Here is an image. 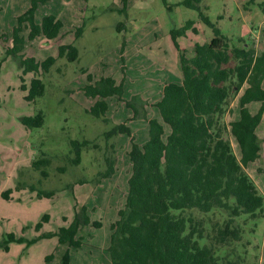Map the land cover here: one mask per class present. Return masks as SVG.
<instances>
[{"label": "rangeland", "instance_id": "374dc122", "mask_svg": "<svg viewBox=\"0 0 264 264\" xmlns=\"http://www.w3.org/2000/svg\"><path fill=\"white\" fill-rule=\"evenodd\" d=\"M182 1L47 0L40 4L37 21L45 14L58 18V13L66 26L54 40L39 36L28 41L23 28L21 54L41 61L56 56L59 44H73L77 57L73 61L66 55L57 57L46 72L39 73L43 94L27 100L33 73H22L19 60L7 50L16 16L27 9L30 0H0V264H59L66 250L70 264H111L106 251L109 224L117 218L127 192L130 139L141 145L147 138V122L139 114L133 117V111L115 97L105 99L108 108L103 117L90 115L86 109L95 99L84 96L81 90L88 83L83 71L93 79L102 75L117 82L123 79L124 98L139 95L146 102L140 112L148 117L158 114L152 104L160 98L163 84L166 80L181 81L180 52L191 56L196 43H208L213 36L198 11ZM199 6L232 44L240 46L245 41L256 52L264 49V0H202ZM187 21L192 25L182 32ZM81 24L76 38L75 28ZM171 30L179 32L175 35L178 48ZM127 40L128 52L135 47L137 52L121 60L120 46ZM234 101L232 98L229 103L231 112L222 118L226 123L233 118ZM39 111L42 125L26 127L20 123L21 116H34ZM117 124L127 126L130 135L116 133L106 139L105 133ZM165 131H169L167 125ZM260 134H264V127ZM223 142L236 152L227 131ZM258 143L262 145V137ZM109 158L114 160V170L104 177ZM34 161L40 163L35 166ZM246 170L264 194V150L259 165H249ZM75 203L86 206L91 221L100 222L98 228L91 224L81 228L77 234L82 237L80 248L59 244L56 236L27 243L66 226L73 218ZM44 215H48L47 220ZM197 217L203 218L210 235L224 220L218 211ZM249 219L245 215L237 219L242 230L239 240L230 242L219 254L232 253L228 258L237 264H264V216ZM38 222L41 226L37 229ZM9 235L21 241H11Z\"/></svg>", "mask_w": 264, "mask_h": 264}, {"label": "trees", "instance_id": "16d2710c", "mask_svg": "<svg viewBox=\"0 0 264 264\" xmlns=\"http://www.w3.org/2000/svg\"><path fill=\"white\" fill-rule=\"evenodd\" d=\"M46 1L30 0L27 9L16 16L7 50L8 55L19 60L22 73H33L27 100L43 94L39 73L46 72L57 57L66 55L70 61L77 57L73 44H59L56 56L41 61L21 54L25 42L23 28L27 29L28 41L39 36L54 40L61 35L63 23L55 15L45 14L40 21L35 18L39 5ZM201 1L181 3L198 11L201 20L211 27L213 36L208 43H196L191 56L180 52L181 81L165 82L160 98L152 104L159 118H147L146 113L140 112L146 105L141 96L124 98L123 79L120 82L111 76L93 79L92 74L83 71L88 83L81 90L84 96L95 99L86 109L90 115L103 117L108 108L105 99L115 97L133 111V117L139 114L148 124L147 138L141 145L130 139L127 192L117 218L109 224L106 251L111 264H237L228 258L232 253L219 254L230 242L239 240L242 230L237 219L244 215L249 220L264 216V194L246 170L260 155L256 130L264 104V49L256 52L245 41L240 46L232 44L200 11ZM191 25L187 21L181 31ZM82 26L75 28L76 38ZM178 33L171 30L177 48ZM120 55L123 60L122 47ZM232 98L234 114L226 123L222 118L231 112ZM252 103H259L254 112L250 110ZM19 121L26 127H37L42 125L43 116L39 111L34 116H21ZM226 131L236 145V152L224 145ZM116 133L130 135V130L124 124H117L105 137L108 139ZM33 163L36 166L40 162ZM106 164L104 177L113 173L114 160L109 158ZM1 195L6 196V192ZM73 209V218L66 226L27 243L56 236L59 244L80 248L82 237L77 234L81 228L90 224L98 228L100 222L91 221L85 205L77 207L75 203ZM212 211L221 213L224 220L210 235L205 231L203 218L197 214ZM43 219L47 220L48 215ZM40 226L38 222L35 228ZM8 238L21 241L12 235ZM59 264H70L68 250L61 255Z\"/></svg>", "mask_w": 264, "mask_h": 264}, {"label": "crops", "instance_id": "0c3cea01", "mask_svg": "<svg viewBox=\"0 0 264 264\" xmlns=\"http://www.w3.org/2000/svg\"><path fill=\"white\" fill-rule=\"evenodd\" d=\"M72 12H74V10L72 11ZM71 12V13H72ZM70 13V14H71ZM57 14V17L59 18V15H58V13H56ZM72 16H73V14H72ZM72 18V17H71ZM69 19V18H68ZM67 19V20H68ZM62 21V20H61ZM70 23L72 22V20L70 19V20H68ZM62 23H63V21H62ZM68 25V24H67ZM66 25H65V23H63V26H62V31H63V29H64V27H65ZM62 31H61V33H62ZM129 46H130V41H128L127 40V42H126V45H125V41H124V44L122 45L121 44V46H120V49H121V47H122V56H123V59H124V57L128 60V58H130L129 57V55H130V53L131 54H134L135 55V52H137V47H135V51H130V52H128V48H129ZM141 47H144V45L143 46H141ZM128 52V53H127ZM103 76V75H102ZM100 77V76H99ZM98 77V78H99ZM167 82H173V81H170V80H166ZM174 82H180V81H174ZM164 85V84H163ZM163 88V87H162ZM157 101V100H156ZM258 106H259V103H252V104H250V110L252 111V112H254V111H256V108H258ZM158 114H156V115H154V116H151V117H148L147 116V118H153V117H155V118H159V115L157 116ZM146 122H147V120H146ZM147 126H148V124H147ZM263 127H264V104H263V114H262V119H261V121H260V124H259V126H258V128H257V130H256V132H257V136H258V138H263V143H264V134H260L261 132H262V129H263ZM262 143V145L260 146V152H259V158H260V156H261V153H262V150H264V144ZM263 148V149H262ZM259 158L256 160V162L255 163H253L254 165L257 163L258 165H259Z\"/></svg>", "mask_w": 264, "mask_h": 264}]
</instances>
